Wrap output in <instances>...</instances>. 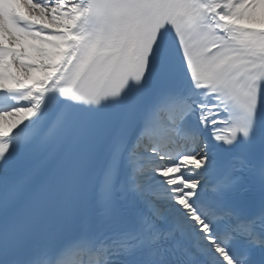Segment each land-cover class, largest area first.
<instances>
[{
	"label": "snow or ice",
	"instance_id": "obj_1",
	"mask_svg": "<svg viewBox=\"0 0 264 264\" xmlns=\"http://www.w3.org/2000/svg\"><path fill=\"white\" fill-rule=\"evenodd\" d=\"M0 264H264V0H0Z\"/></svg>",
	"mask_w": 264,
	"mask_h": 264
}]
</instances>
